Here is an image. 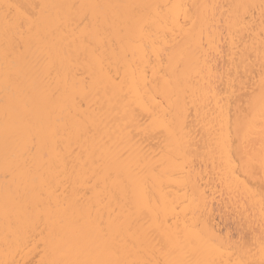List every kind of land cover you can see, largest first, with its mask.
Segmentation results:
<instances>
[{
    "label": "bare ground",
    "instance_id": "obj_1",
    "mask_svg": "<svg viewBox=\"0 0 264 264\" xmlns=\"http://www.w3.org/2000/svg\"><path fill=\"white\" fill-rule=\"evenodd\" d=\"M0 264H264V0H0Z\"/></svg>",
    "mask_w": 264,
    "mask_h": 264
},
{
    "label": "rangeland",
    "instance_id": "obj_2",
    "mask_svg": "<svg viewBox=\"0 0 264 264\" xmlns=\"http://www.w3.org/2000/svg\"><path fill=\"white\" fill-rule=\"evenodd\" d=\"M217 220L220 221L219 226L221 229H224L225 227H227L229 229L231 235H236L237 230H236L232 220L229 219V220L225 221V220H222L221 218H219V216L217 217Z\"/></svg>",
    "mask_w": 264,
    "mask_h": 264
}]
</instances>
